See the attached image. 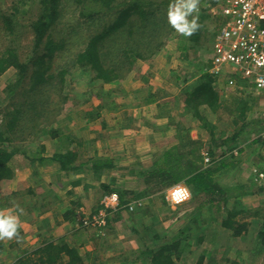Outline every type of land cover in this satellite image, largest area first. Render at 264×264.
<instances>
[{"label": "crops", "instance_id": "obj_1", "mask_svg": "<svg viewBox=\"0 0 264 264\" xmlns=\"http://www.w3.org/2000/svg\"><path fill=\"white\" fill-rule=\"evenodd\" d=\"M220 20L222 26L221 16ZM219 30L216 31L214 39ZM211 56L212 53L207 65L195 70L192 67L186 70L185 60L182 59L183 56L180 52L177 56L179 64L170 66L176 67V70L170 71L167 66L166 60L169 61V53L157 56L159 62L155 57L143 60L142 62H147L152 59L149 68L144 63L140 65L138 63L139 66L133 69L138 73V76L130 81L131 90L129 89V100L124 104L127 106L124 108L125 112L116 114L120 123L115 125L113 122L104 130L101 129L103 131L100 130L103 133L96 135L92 151L90 150L92 155L89 157L86 155V136L82 137L83 142L78 147L82 154L81 160L90 162L92 158L95 161L109 158L114 162L112 169L97 171L88 165L64 171L61 170L59 162L47 159L48 166H52L53 170L45 173L46 178L43 179L41 178L44 167L42 164L45 165V163L34 162L27 167L26 171L32 169L29 179L31 182L27 180V183L28 189L35 188V194L30 197L31 199L23 201V205L30 211L32 206L30 201H39L44 204L40 209L37 208L38 211L35 209L33 212L30 211L33 215H30V218H36L34 221L39 220L43 224H41L42 226H44L46 218L48 224L45 225L50 228L53 237L57 238L52 221H55L56 218L59 220V224L63 223L65 221L64 210L74 200L78 205L86 208L88 213L94 211L96 208L94 210H90V208L94 202L99 204L102 196L98 197L95 192L98 189L101 191L103 184L117 188L115 189L117 192L118 190L144 192L145 195L132 200L128 209L124 208L120 212L119 218L114 219L115 213L118 212L112 214V218L109 220L110 226H108V236L112 235L110 237L112 240H110V244H105L106 246H101L94 250V253L92 252L96 256L92 258V264H106V261L112 264L116 262L118 264H150L151 252L146 253L145 251L156 248L155 234H168L171 231L168 230L170 229L169 225L157 227L149 223L146 218L148 213L144 210L145 206H138L135 202L147 203L152 198L154 199L155 194L166 192L175 183L160 188L154 187V183L147 182L140 175V170L151 168L154 160L172 147H178L177 149L184 151V146L188 145L189 140L193 138L199 141L198 147L200 146V158L194 163L200 165V169L212 165L218 166L216 172L212 173L213 180L217 183V191L207 194L194 192L191 189V199L173 208L176 215L174 239L181 241L178 252L174 254L175 264L180 261L185 264L188 259L190 264H235L238 261L235 255L243 256L244 250L247 249L243 239L254 231L261 234L264 229V188L255 180L252 172L253 166L264 169V139L260 136L264 126V95L255 90L253 83L236 74L229 75L230 72L220 76L212 74L220 88V106L215 111L202 107L204 119L196 117L193 111L186 109L184 99L179 95L184 91H193L201 83V74L209 72ZM162 58H164L163 61H161ZM174 60L177 63V58ZM153 62H156L158 66L151 64ZM151 65H153L152 70L150 69ZM169 72L177 73L173 82L168 79ZM146 75H149L150 78H146ZM166 77L167 79H165ZM228 79L234 81L235 85L228 84ZM230 88H236L240 93L247 92H245L246 95L238 97L224 96L226 90ZM256 95L263 97L261 105L254 108L258 103ZM251 106L254 110L249 113V110H252ZM222 118L228 121L230 128L224 127L220 131ZM204 126L210 129L211 148L208 149H204L202 135H198L199 129H204ZM255 126L259 128V131H253ZM65 128L68 129L67 133L72 135L78 131L77 128L69 127L67 123ZM108 138L110 141L106 140ZM227 139L229 145L233 144V148L224 152L221 146L213 147L214 142L221 144ZM61 140L62 135L57 138V141L55 140V150L50 149L49 146L48 148L52 152L61 150L64 147ZM224 148H227L226 144ZM203 150L209 151L213 161L210 163L204 161ZM36 175L38 178L35 177ZM23 176L22 172H18L16 178L12 179L17 190L19 180L22 181ZM39 179L42 180L39 181ZM62 182L66 185L64 190L60 187ZM178 183L187 185L186 179H182ZM40 187L44 189L38 192ZM28 189L21 193L29 194L27 193ZM50 195L53 197L51 202L48 201ZM69 195L74 197L66 199ZM163 200L166 201L165 197ZM61 204L64 207L62 211L59 210ZM131 204L134 205L132 210L130 209ZM56 207L58 208L56 209ZM124 211L128 212L126 228L130 233L125 240L119 236L116 226L113 228L111 224L115 220L124 219ZM51 212L53 213L51 214ZM139 214L142 215V218H139ZM230 216L234 218L235 224H245L242 235L236 237L231 229L224 226ZM30 218L26 219L30 220ZM79 229L82 230V228ZM63 234L69 236L70 233L67 229ZM34 235H39L38 237L44 240L45 235H41L40 232H35ZM117 239L118 242L115 244L114 241ZM77 241L79 240L77 239ZM4 243L5 246L8 243L11 244L12 241ZM83 243L84 241L81 240L74 247L82 252ZM186 246H190L191 250H198L196 252L198 257L190 256L188 258L185 256L183 258L182 254L185 252ZM107 251H110L108 255L105 253ZM21 255L22 253L18 251L15 260ZM110 257L112 259H109Z\"/></svg>", "mask_w": 264, "mask_h": 264}, {"label": "trees", "instance_id": "obj_2", "mask_svg": "<svg viewBox=\"0 0 264 264\" xmlns=\"http://www.w3.org/2000/svg\"><path fill=\"white\" fill-rule=\"evenodd\" d=\"M29 1L31 8L38 5L39 12L28 23L34 33L33 46L29 59L22 60L20 56L22 30L19 28L28 25L21 23L20 19L29 12L28 8L24 7ZM173 2L174 0H14L6 9L0 5V34L6 36L4 48L0 50V77L9 68L14 67L18 71V79L6 88L8 95L11 93L15 95L17 88H23L21 94L25 96L24 101L10 102L3 114L0 109L2 114L0 117V209H3L1 205L5 204L4 207L8 212H14L16 204L24 203L14 197L18 194L22 196L21 192L12 191L2 183L15 178L16 171L12 161L16 155L21 157V145L28 138L32 139L31 143L34 144L35 139L38 140L43 135H50L56 141L62 135L61 142L64 144L63 149L54 152L43 141L36 147H30L31 154H26L29 165L50 159L59 162L61 170L64 171L88 165L97 171L112 169L114 162L109 158L98 161L92 158L90 162L81 160L82 154L78 147L83 142L82 134L79 136L76 133L68 134L66 126L60 127L61 130H51L47 127V123H51L54 120L53 116L56 118V113H60L61 110L59 104L54 109L51 108L50 92L53 89L57 90L61 102L66 101L68 95L63 94L66 74L76 64L87 67L93 74L91 82L99 81L101 84V89L96 92L99 98L98 110L90 112V125L92 128L100 129L110 126L111 122L105 118L101 110L116 104L122 98L112 96V90L106 91V84L115 85L117 88L113 89L118 91L119 84L126 74L135 68L132 55L146 60L155 56L160 50L164 45L163 38L174 31L168 24L166 16L167 9ZM70 4L76 5L75 8L79 10L80 15L94 25L84 38L83 48L77 51L70 61L58 65L57 69L53 70L55 55L65 49L67 42L64 37L54 38L50 29L58 23L59 17ZM98 18H107V20L102 23ZM197 36V32L194 33L193 39H198ZM220 94L216 78L205 72L201 74V83L193 91H184L179 96L184 99L186 109L193 111L195 116L202 120L204 114L201 108L215 111L220 106ZM2 102L3 99L0 98V106ZM119 123L120 120L117 118L114 124ZM228 141L227 139L221 144L214 142L213 147L221 146L225 152L234 147L233 144L229 145ZM198 143V140L191 138L189 144L184 146V151H180L178 147L168 149L154 160L151 168L141 169L140 175L147 182L154 183V187L157 188L177 184L182 179H186L190 190L194 192L215 193L217 183L214 182L212 173L216 172L218 166L210 164L212 166L200 169V165L194 163L200 158ZM115 189L117 188L103 184L101 198L107 192L116 191ZM118 192L121 196L122 208L115 213L114 219L120 217V212L124 208L128 209L132 200L145 195L144 192L123 190ZM27 193L33 196L35 188L30 187ZM30 203L31 212L34 209L38 211L44 204L33 200ZM75 205L77 201L74 200L64 211V218L67 221L76 216ZM232 216L225 221L224 226L231 229L233 235L238 237L242 235L245 224H235ZM261 234L264 238V229ZM174 237L170 238L169 234L164 233L155 234L156 248L145 251L151 252L150 264H175L174 254L178 252L181 241H176ZM65 256L68 257L67 261L61 262ZM11 264L86 263L78 248L69 245L64 237L60 236L57 240L45 239L36 248L25 250Z\"/></svg>", "mask_w": 264, "mask_h": 264}, {"label": "rangeland", "instance_id": "obj_3", "mask_svg": "<svg viewBox=\"0 0 264 264\" xmlns=\"http://www.w3.org/2000/svg\"><path fill=\"white\" fill-rule=\"evenodd\" d=\"M14 0H0V5L2 8L6 9L8 8L11 3ZM25 8H28V13L24 18H21V23L24 25H28L29 21L34 19L38 12V5L30 6V1L26 5H24ZM76 5H68L67 8L64 10L63 15H61L58 19V23L55 24V26L50 29V32L53 34L54 38L59 39L61 37H64L67 45L63 51H60L56 53L55 59L53 61V70H56L58 65L64 64L67 61H70L73 56L83 48L84 46V38L86 37L88 30L92 28L94 24H92L91 21L86 19L85 17H82L79 13V10H76ZM199 11L197 14V20L198 23L201 25L199 30L197 31L198 39H193V35L190 37H185L179 33H177L175 30L170 33V35H166L164 40V45L160 48V50L153 56L155 57L157 62H159V59H157V56L159 55H165V53H169V61L166 60L167 66H169L170 71L173 69L176 70V67H170L175 66L178 63V54L183 56L182 59L185 60V66L186 70L187 68L192 67L193 70L198 69L200 67H203V65H207L210 61V54L212 53V45L214 40V35L217 30H219L221 26V20L220 15L218 14V6H217V0H199L198 4ZM215 8V9H213ZM99 19V22H105L106 19ZM191 19V17H190ZM19 30H22L20 33L21 36V47H20V56L22 60L29 59V55L31 54V48L33 46V39H34V33L31 29V27L24 26L23 28H19ZM6 39L5 34H0V50L4 48V40ZM167 58V57H166ZM174 58H177V63L174 60ZM132 60L134 61L135 68L139 66L140 64L144 63L148 68L150 61L142 62L143 59L138 58L137 56L132 55ZM164 58H162L161 61H163ZM152 62V61H151ZM165 62V63H166ZM139 63V65H137ZM151 64H156V62H153ZM153 65H151L150 69H153ZM164 65V64H163ZM156 66H158L156 64ZM190 70V69H189ZM136 71V69H135ZM133 70L129 71L126 74V77L123 79V81L119 84V90H114L117 88L115 85L112 86L110 84H106L105 90H112V96H119L122 99L116 102V104L111 105L110 107H106L101 110L102 114L106 116L105 118L113 123L115 120H117V115L125 112L124 108L127 106L124 105L128 98L129 89H130V81L133 80L138 76L137 72H134ZM183 72V70H181ZM177 73L169 72V81L170 79L172 82L174 81V76ZM229 75H234L233 72L228 73ZM93 77V74L87 67H83L79 64H76L70 68V71L66 74V82L65 87L63 90V94L68 95V98L66 101L61 102V96H59V93L57 90L53 89L51 90V98L50 102L52 101L51 108L54 109L55 106L58 104L60 105V113H56L57 117L53 116L54 120L51 123H47V127L51 130H61V128L66 126V123L69 125V127L77 128L78 131H76V134H82V137H87L86 140V148L87 152L86 155L89 157L92 155L90 150L92 151V146L94 145V139L96 135H100L103 132H100V128H92L90 125V118L89 114L90 112H96L98 110L97 104L99 102V98L96 96L97 90L101 89V84L99 81H95L94 83L91 82V78ZM146 78H150L149 75H146ZM233 78V77H231ZM18 79V71L11 67L9 68L5 73H3L0 77V98L3 99V102L0 106V109L2 110V114L4 113V109L7 105H9L12 101H24L25 96H22L21 91L23 88H17L15 95L10 94L8 95L7 87L10 83L14 82ZM167 79V77L165 78ZM229 80V79H228ZM93 84V85H92ZM228 84L235 85L234 81L229 80ZM114 88V89H113ZM114 90V91H113ZM131 90V89H130ZM242 92V91H241ZM247 92V91H245ZM245 92L240 93L238 89L230 88L226 90L224 93V96H240V95H246ZM249 96V94H247ZM255 96V95H251ZM244 97V96H243ZM257 97V104L254 106L258 107L261 105L262 95H256ZM245 100V97H244ZM252 107V106H251ZM250 108V106H249ZM254 108L252 107V110H249V113H252ZM116 111V112H115ZM0 114V117L1 115ZM117 114V115H116ZM126 114V113H125ZM225 118V117H224ZM222 118V127H218L219 130L226 127L230 128L228 126V121L226 119ZM211 120H213L211 118ZM126 123V121H123ZM211 122V121H210ZM44 126V124L42 125ZM61 127V128H60ZM210 127V125H209ZM209 127L207 126L203 127L204 129H199L200 132L198 135H202L201 138L203 139V147L204 149L211 148L210 145V132ZM232 127V125H231ZM116 128V127H113ZM217 128V129H218ZM104 130V129H103ZM101 130V131H103ZM233 130V129H231ZM221 131V130H220ZM253 131H259V128L255 126L253 128ZM75 134V133H74ZM32 139L28 138L26 141H24L21 145V157L16 155L14 160L12 161V166L16 171V175L18 172H22L23 180H19L18 190L16 189V185L14 184V180H11L9 182L2 183L5 186H8L12 191H25L28 189V183L27 180L30 179V171L27 170V167H29L28 159L26 158V154H31L30 147H36L38 143L41 141L45 142L47 146L50 147V149L55 150V139L52 138L50 135H43L38 140L35 139L34 144H32ZM110 141V138L106 139ZM219 153L221 154V150L219 149ZM43 167V175H41V178L45 179L47 172H52L53 167L48 166V163L45 161H42L41 163ZM22 169V170H21ZM29 171V172H28ZM38 178V175L35 176ZM16 178V176H15ZM42 179H39L41 181ZM66 181V179H65ZM31 182V180H29ZM26 183V184H25ZM60 187H62V190L66 188V185L64 182L61 183ZM42 187L38 189V192L42 191ZM100 190H96L95 195L100 197ZM32 195L30 194H24V195H15V198H18L23 201H27ZM154 199L152 198L150 201H147V203H144L141 201V205L138 206H145L146 213H148V216L146 217L148 222L153 224L154 226H165L169 225L168 230L171 232H168L169 236H174L175 232V209L172 207L166 199V192H163L161 194H155ZM33 197V196H32ZM73 198L74 196L69 195L66 197V199ZM165 197L166 201L163 200ZM53 197L50 195L48 197V201L51 202ZM31 199V198H30ZM16 199H14L15 201ZM5 204L1 205L3 209H0L2 211L8 212L7 208L4 207ZM58 206V205H57ZM63 205H59V210H64ZM98 202H94L90 210H94L97 208ZM137 206V207H138ZM76 207V216L74 219L65 221L63 223H58V219H54L55 221H52L54 223V230L57 232V236L55 237H64V239L68 242L69 245L74 246L78 245L81 240L84 241V248H82L81 254L84 257V261L87 264H92V258L96 257L93 255L94 250L97 248H100L101 246H106L105 244H110V240H112L108 236V231L105 232V234H102L100 232H97L96 230L84 228L80 224V215L79 210L83 208L85 211H87L86 208L75 205ZM58 207H56L57 209ZM68 208H66L64 211H66ZM95 211V210H94ZM93 212V211H91ZM12 214L18 215L20 217V229H19V235L17 237H13L12 239H2L0 240V243H3L0 245V264H11L15 261V258L18 256V251L23 254L25 250H31L39 246L42 241L46 239H54L53 234L50 232V228H48L45 224H48V221H46L44 226L43 224L36 218L31 219L30 215L31 212L27 210V207L22 204H16L14 206V212H11ZM53 212H51L52 214ZM139 213V212H138ZM128 212L124 211L123 216L124 219L115 220L112 224V227L114 228L116 226L119 236L125 240L127 235H130L128 232L127 227V216ZM33 216V215H31ZM110 219L112 218V214L110 215ZM30 218V220L26 218ZM52 217V216H51ZM50 217V218H51ZM54 217V215H53ZM139 218H142V215L139 214ZM44 220V219H43ZM42 224V225H41ZM110 226V224H109ZM79 228H82L80 230ZM49 229V231H48ZM69 231V236L67 234H63L65 231ZM73 231V232H72ZM35 232H40L41 235L44 236V240L42 238H39L38 236H35ZM77 239L79 241H77ZM263 236L262 234H257L256 231L254 233H251L248 235L245 239H243L246 243L247 249L244 250L243 256L235 255L238 259L235 264H264V242H263ZM57 240V238H56ZM7 245L4 246V242H10ZM79 242V243H77ZM117 241H114L115 244H117ZM112 244V243H111ZM80 252V251H79ZM93 252V253H92ZM198 250H191L190 246H186L185 252L182 254L183 258L187 256L188 258L190 256L198 257L196 254ZM98 253V252H97ZM97 253H95L97 255ZM107 255L110 253V251L105 252ZM242 253V252H241ZM98 257V256H97ZM68 259L67 256L63 258L61 262H66ZM109 259H112L110 257ZM180 260V259H179ZM183 262V261H182ZM106 264H112L109 261H106ZM115 264H118L116 262ZM177 264H184L181 263V261ZM185 264H190L189 259Z\"/></svg>", "mask_w": 264, "mask_h": 264}, {"label": "built area", "instance_id": "obj_4", "mask_svg": "<svg viewBox=\"0 0 264 264\" xmlns=\"http://www.w3.org/2000/svg\"><path fill=\"white\" fill-rule=\"evenodd\" d=\"M217 6L223 22L213 42L209 72L215 76L233 72L253 83L255 90L264 95V0H217ZM260 136L264 139V126ZM203 156L205 162L212 161L208 150H203ZM252 172L264 188V169L253 166ZM177 185L186 187L190 192V196L180 203L174 202L168 195L169 190ZM191 197V190L182 183L174 184L166 191L167 202L172 207L187 202ZM135 204L141 205V202L136 201ZM121 208L120 193L107 192L95 211L79 210L80 224L105 234L110 215ZM130 209H134V205L131 204Z\"/></svg>", "mask_w": 264, "mask_h": 264}, {"label": "clouds", "instance_id": "obj_5", "mask_svg": "<svg viewBox=\"0 0 264 264\" xmlns=\"http://www.w3.org/2000/svg\"><path fill=\"white\" fill-rule=\"evenodd\" d=\"M198 4L199 0H174L166 12L168 24L177 33L185 37L192 36L201 27L195 15L199 11ZM168 195L174 202L180 203L190 196V192L186 187L177 185L169 190ZM20 224L18 215L0 210V240L17 237Z\"/></svg>", "mask_w": 264, "mask_h": 264}]
</instances>
